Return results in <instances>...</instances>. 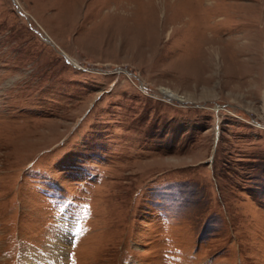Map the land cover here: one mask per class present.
Returning a JSON list of instances; mask_svg holds the SVG:
<instances>
[{
  "label": "rangeland",
  "instance_id": "rangeland-1",
  "mask_svg": "<svg viewBox=\"0 0 264 264\" xmlns=\"http://www.w3.org/2000/svg\"><path fill=\"white\" fill-rule=\"evenodd\" d=\"M58 245L264 264V0H0V264Z\"/></svg>",
  "mask_w": 264,
  "mask_h": 264
},
{
  "label": "bare ground",
  "instance_id": "bare-ground-1",
  "mask_svg": "<svg viewBox=\"0 0 264 264\" xmlns=\"http://www.w3.org/2000/svg\"><path fill=\"white\" fill-rule=\"evenodd\" d=\"M168 97H174L171 93H166ZM63 243V241H62ZM64 249L61 245L56 246V248L49 254V258L51 260V264H59L61 261L63 262L65 260L64 257ZM42 256H38L37 254L31 253L30 256H27L28 258V264H47V262H42Z\"/></svg>",
  "mask_w": 264,
  "mask_h": 264
}]
</instances>
